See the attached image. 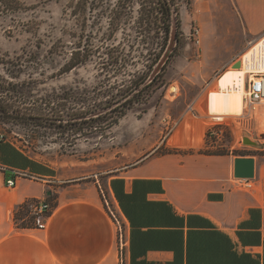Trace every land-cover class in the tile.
I'll list each match as a JSON object with an SVG mask.
<instances>
[{"label": "crops", "instance_id": "0c3cea01", "mask_svg": "<svg viewBox=\"0 0 264 264\" xmlns=\"http://www.w3.org/2000/svg\"><path fill=\"white\" fill-rule=\"evenodd\" d=\"M210 2L224 5L204 50L208 74L220 75L264 42V0ZM186 121L149 155L109 172L104 188L99 175L62 178L12 143L42 168L0 160V264H120L119 231L125 264H264V155H205L206 131L185 133ZM161 147L172 151L156 154ZM238 157L255 160L252 190L237 184ZM41 199L51 206L47 229L17 228L19 208Z\"/></svg>", "mask_w": 264, "mask_h": 264}, {"label": "rangeland", "instance_id": "374dc122", "mask_svg": "<svg viewBox=\"0 0 264 264\" xmlns=\"http://www.w3.org/2000/svg\"><path fill=\"white\" fill-rule=\"evenodd\" d=\"M79 1L0 0V97L10 112H24L0 113V134L37 162L56 169L62 178L99 175L102 188L103 177L120 165L149 155L152 147L178 130L185 118V133H197L198 128L204 129V134L206 131V152L264 155V151L245 148L241 135L243 131L264 133V109L254 121L232 118L241 111V92L248 73L232 66L220 75L208 74L210 61L204 50L210 42L215 14L224 5L211 4L210 0H176L180 46L158 82L159 88L150 90L151 96L128 109L91 113L116 102L148 72L154 57L149 59L146 52L140 56L141 50L135 49L130 52V66L117 70L96 54L87 65L69 73L62 71L67 59L78 51V43L85 46L86 38L83 45L80 39L82 32L89 33L83 31L87 13L73 14ZM196 29L199 35H195ZM129 35L127 32V42ZM107 37L93 32L92 43L106 45ZM91 49L95 52L97 47ZM47 101L48 112L33 113ZM24 114L64 120L89 114L90 120L68 125L46 124L43 120L22 122L18 116ZM231 122L232 129L228 127ZM211 129H215V135L210 134ZM170 151L161 147L156 154ZM107 200L105 205L111 213L114 209ZM15 224L20 229L33 224L26 209L15 214Z\"/></svg>", "mask_w": 264, "mask_h": 264}, {"label": "trees", "instance_id": "16d2710c", "mask_svg": "<svg viewBox=\"0 0 264 264\" xmlns=\"http://www.w3.org/2000/svg\"><path fill=\"white\" fill-rule=\"evenodd\" d=\"M73 12L74 16H81L83 12L87 13L83 22V31L87 30L89 33L87 35L82 32L80 39L83 45V39L86 38L85 46L82 47L78 43V51H74L71 54V57L69 60L67 59L66 64L62 68L65 73L92 62L96 54H100V59L107 60L108 62H106L109 63V66H113L117 70L130 66V62L133 59L131 58L133 54H130V52L135 49L141 50L140 56H143L146 52L149 59L152 56L154 57L148 72L129 86L124 93L120 94L116 102L91 113H112L128 109L133 104L144 102L146 96H151L150 90L159 88L158 82L171 64V60L176 57L180 46V23L176 0H80L76 10H73ZM89 16L90 18L88 19ZM91 18L92 21L90 20ZM87 23H89V27L86 26ZM93 32H97V34L103 33V36H108L107 42L105 41L107 44L103 43V46H98L92 43L94 42ZM127 32H130L128 36L130 38L129 42L126 41ZM119 35H121L120 39L118 38ZM109 41H113V44L109 43ZM115 42L119 44L116 45ZM105 46H112V49H105ZM91 47H97V50L94 52ZM105 57L106 59H104ZM105 64L103 63V65ZM6 90L8 91V89ZM48 104L49 102L47 101L43 107L35 108L33 113L48 112ZM10 111L9 105L5 104V100L0 97V113H24ZM62 111L64 112L65 109L59 111V113H62ZM88 115H76L67 120L59 118L49 119L39 114H24L18 117L22 122H31L32 120L41 122L43 120L46 124L48 122L55 124L56 122L57 124L68 125L90 120ZM204 154L226 155L227 153L204 152ZM0 160L3 165L11 168H21V165L31 169L34 167L42 168L13 147L5 136L0 141ZM22 209H24V205L19 208L16 214L20 213Z\"/></svg>", "mask_w": 264, "mask_h": 264}, {"label": "built area", "instance_id": "2783aa9c", "mask_svg": "<svg viewBox=\"0 0 264 264\" xmlns=\"http://www.w3.org/2000/svg\"><path fill=\"white\" fill-rule=\"evenodd\" d=\"M200 31L198 29L195 30V35H199ZM264 109V70L260 72L249 73L246 75L245 80V95L243 97V114L241 118H249L254 121V117L261 114L259 111ZM264 114V113H262ZM231 124L228 125L230 127ZM215 129H211V135H215ZM245 132V131H244ZM254 141L258 143L261 151H264V133L262 134H249ZM4 139L3 135H0V141ZM242 142H243V134H242ZM16 176L20 174L15 173ZM238 186L247 190L254 189V183L252 180L248 179H238ZM6 186L10 189H14L16 187V180L10 179L6 181ZM106 204L108 202L106 201ZM109 205V204H108ZM24 209L28 212L31 220L33 222L34 228L38 230L47 229L48 225V217L51 212V206L47 200H34L28 201L24 204ZM112 216L115 218L113 212H111ZM120 252L121 259L120 264H125L123 257V235L120 232Z\"/></svg>", "mask_w": 264, "mask_h": 264}, {"label": "water", "instance_id": "95a60500", "mask_svg": "<svg viewBox=\"0 0 264 264\" xmlns=\"http://www.w3.org/2000/svg\"><path fill=\"white\" fill-rule=\"evenodd\" d=\"M242 63L238 61L233 69H241ZM243 143L248 146H258L252 137L243 132ZM234 176L238 179H253L255 176V160L253 158L238 157L234 161Z\"/></svg>", "mask_w": 264, "mask_h": 264}, {"label": "bare ground", "instance_id": "6f19581e", "mask_svg": "<svg viewBox=\"0 0 264 264\" xmlns=\"http://www.w3.org/2000/svg\"><path fill=\"white\" fill-rule=\"evenodd\" d=\"M242 70L246 73H254L255 70H264V42L259 45L254 51L246 54L242 58ZM245 95V83L241 92V111L238 115L232 116V118L241 117L243 114V97Z\"/></svg>", "mask_w": 264, "mask_h": 264}]
</instances>
